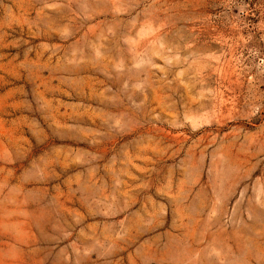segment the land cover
<instances>
[{
	"label": "rangeland",
	"instance_id": "obj_1",
	"mask_svg": "<svg viewBox=\"0 0 264 264\" xmlns=\"http://www.w3.org/2000/svg\"><path fill=\"white\" fill-rule=\"evenodd\" d=\"M0 264H264V0H0Z\"/></svg>",
	"mask_w": 264,
	"mask_h": 264
}]
</instances>
